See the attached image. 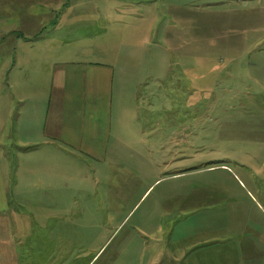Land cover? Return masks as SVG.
Wrapping results in <instances>:
<instances>
[{
  "label": "rangeland",
  "instance_id": "obj_1",
  "mask_svg": "<svg viewBox=\"0 0 264 264\" xmlns=\"http://www.w3.org/2000/svg\"><path fill=\"white\" fill-rule=\"evenodd\" d=\"M217 1H44L66 15L70 10L59 36L89 39L66 44L60 59L127 73L114 94L109 145L121 133L130 146L123 158L81 154L78 162L66 160L63 172L49 163L41 173L35 154L27 158L32 165L17 164L5 126L1 169L5 180L17 182L0 212L8 230L1 264H243L235 250L251 226L244 187L254 179L222 155L261 147L255 137L264 86L246 92L252 68L236 67L232 80L243 84L233 99L238 105L232 106L233 91L224 94H230V108L218 100L214 83L223 69L216 34L233 14L240 29L257 26L246 38L263 39L264 3L232 12L233 5ZM244 15L258 19L244 21ZM1 105L7 111L8 104ZM134 119L138 125L129 122Z\"/></svg>",
  "mask_w": 264,
  "mask_h": 264
},
{
  "label": "crops",
  "instance_id": "obj_2",
  "mask_svg": "<svg viewBox=\"0 0 264 264\" xmlns=\"http://www.w3.org/2000/svg\"><path fill=\"white\" fill-rule=\"evenodd\" d=\"M44 1L47 0H0V137L4 135L7 126L9 139L15 144L14 157L18 158L17 164L22 167L32 165L34 161L27 158L35 154V163L42 167L41 173L48 168L49 163L55 164L56 172H63L66 160L74 159L78 162L76 158L81 154L98 161H104L108 154L123 158L130 142L126 135L118 133L115 135L117 144L109 145L113 137V134H110V119L114 94L118 93L120 88L119 78L127 73L110 64H81L60 59L66 44H79L89 39L68 40L59 36L61 22L63 21V25L70 24L64 22L70 10L66 15V9L50 7L44 4ZM217 2L222 6L233 5L232 12L243 7L256 10L264 3L263 0ZM261 10L264 11V8ZM232 17V21H223L227 24H223V29L216 34L219 67H222L223 74L214 85L220 93L218 100H225V106L228 107L231 106V98L233 100L239 97V86L243 85L232 80V77H237L231 72L236 67L252 68L247 73L251 81L246 84V92L258 84L264 86V47L260 45L264 38H246L244 33L257 31V26L242 30L241 25L237 26L235 23L233 14ZM243 18L244 21L255 22L258 19L247 15ZM49 23L52 30L51 33H46ZM105 42L112 43L109 40H104ZM195 59L203 62L206 58L196 56ZM231 91L236 93L232 94L233 97L230 98V94L224 95L225 92ZM13 103L16 106H13ZM1 104H8L7 111L3 110ZM237 105L233 100L232 106ZM263 116L264 114L258 115L256 123V129L260 131L255 137V142L262 143L259 149L242 150L232 158L226 155V152L222 155L223 160L232 162L240 169L239 172L244 166L247 167L254 179L249 180L248 186L244 187L246 199L249 200L247 220L251 222V226L248 227V235L242 236L247 238L246 241H240L239 248L235 250L243 264H264ZM129 122L139 124L137 119ZM230 124L235 125V122ZM133 150L138 151V148ZM109 163L111 164L112 160L109 159ZM221 166L229 167L226 163ZM239 181L245 186L241 179ZM16 182L17 179L11 182L3 178L0 161V212L2 205L8 204L7 189H14L13 183ZM44 187L50 186L44 184ZM5 218L7 215L0 213V242L1 237L6 236L8 231L1 227V220ZM9 231L12 235V230ZM251 237L254 238L250 239Z\"/></svg>",
  "mask_w": 264,
  "mask_h": 264
}]
</instances>
